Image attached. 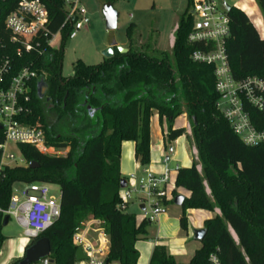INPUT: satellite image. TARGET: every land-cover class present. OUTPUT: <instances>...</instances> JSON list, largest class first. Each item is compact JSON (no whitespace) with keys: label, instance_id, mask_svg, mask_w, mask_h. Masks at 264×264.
Returning <instances> with one entry per match:
<instances>
[{"label":"trees","instance_id":"16d2710c","mask_svg":"<svg viewBox=\"0 0 264 264\" xmlns=\"http://www.w3.org/2000/svg\"><path fill=\"white\" fill-rule=\"evenodd\" d=\"M18 1L5 0L4 14ZM42 1L48 10L50 32L61 31L62 41L18 58V67L29 66L37 73L32 82L31 112L25 121L40 127L49 145L69 150L51 156L20 144L27 162L38 166L6 168L0 178V208L8 207L16 182L58 185L60 217L37 238L50 241L47 258L51 264H74L73 233L89 217L105 222L111 237L110 264H137L135 244L147 237L150 222L143 219L138 223L135 214L119 208L124 179L121 146L124 141H134L137 162L148 165L150 120L158 113L160 120L166 118L169 123L166 142L186 135L198 152V160L190 167L177 169L176 186L190 192L182 205L181 228L188 229V209H218L220 213L205 221L202 246L188 263L178 262L159 244L149 264H211L212 254H217L221 264H264V143L249 146L235 134L216 106L219 95L214 67L191 59L193 51L202 49L201 44L188 42L193 0H187L188 8L179 17L171 50L160 51L154 43L138 45L133 37L136 25L131 24L127 53L115 50L113 58L95 65L78 60L69 77L62 75L64 45L71 30L65 23L66 0ZM256 1L264 17V0ZM228 15L227 54L233 77L264 79V38L243 10L232 6ZM41 49L46 53L41 55ZM41 78L48 84L44 99L37 95ZM88 107L96 111L92 114ZM245 108L253 124L264 129V114L249 105ZM51 113L55 119H50ZM183 113L190 120V134L183 127L173 128V121ZM6 217L0 212V254L7 240L3 230L10 218L5 224Z\"/></svg>","mask_w":264,"mask_h":264},{"label":"built area","instance_id":"2783aa9c","mask_svg":"<svg viewBox=\"0 0 264 264\" xmlns=\"http://www.w3.org/2000/svg\"><path fill=\"white\" fill-rule=\"evenodd\" d=\"M4 4L5 0H0V178L7 167L29 165L20 144L31 145L44 155L56 156L44 131L25 121L31 112L32 82L37 73L29 66L18 67V58L44 45L54 47L62 39L61 31L50 32L49 14L42 0H19L7 14H4ZM66 4L65 23L71 25L68 37L75 38L89 24L88 12L81 0H66ZM190 13L192 28L188 42L202 45V49L193 51L191 59L214 67L215 89L219 95L217 108L246 145L263 144L264 129L253 124L245 106L264 114V79L233 77L227 54V40L231 35L228 10L216 0H193ZM39 53L45 54L46 50L41 49ZM169 183L167 167L160 173L144 169L141 174H133L120 190L119 208L126 211L131 197L137 194L140 202L150 208L145 210L144 219L154 222L165 210ZM0 212L9 218L13 216L23 228L24 253V247L60 217V197L52 195L49 183H25L21 191L12 193L8 207L0 208ZM73 243L84 256L81 260L75 259L74 264H110L111 237L104 220L97 217L82 220L73 233ZM39 262L51 264L48 258ZM210 262L221 264L217 254L210 256Z\"/></svg>","mask_w":264,"mask_h":264},{"label":"crops","instance_id":"0c3cea01","mask_svg":"<svg viewBox=\"0 0 264 264\" xmlns=\"http://www.w3.org/2000/svg\"><path fill=\"white\" fill-rule=\"evenodd\" d=\"M225 4V3H223ZM228 4V3H227ZM234 6L239 9H243L249 16L250 20L258 30L260 36L264 38V17L260 10V7L256 0H242V3H235ZM178 22L172 30L171 42L168 47H156L160 51H169L174 45L175 36L174 33L177 29ZM261 32H260V30ZM118 44L127 48L129 47V41L121 42ZM107 47V42L104 43L103 49ZM105 59V58H104ZM183 127L186 129L187 134L191 133L190 120L186 113L179 115L173 121V128ZM151 128V151H150V163L142 167L135 158V142L124 141L121 146V160L120 171L124 179H129L133 174H141L144 169H150L154 172H162L165 167L170 170V183L169 194L166 199L164 211L158 215V218L154 222H150L148 226V234L146 238L140 239L136 242L135 247L139 252V258L137 264H149L153 249L156 245H165L168 252L178 261L182 263H188L194 256L195 252L201 248L202 243L194 239L193 231L195 229L204 228V223L207 219L214 217L217 213H220L218 209L215 211H209L205 209H188L186 211L188 217V229L183 230L180 225V217L183 213L182 206L174 203V198L178 195H182L184 198L190 196V192L182 187H177L175 184L177 169L181 167H190L197 158L188 156L184 150L190 148L186 135L178 137L173 142H166V136L169 132V123L166 118L160 120L158 113H154L150 120ZM182 154L184 155H180ZM197 153V152H196ZM176 162L174 168L169 163L171 159ZM180 161V163H179ZM201 171V166H198ZM174 177H171V176ZM176 186V187H175ZM139 199V198H138ZM133 202H129L126 211L136 215L137 222H141L145 216V210L150 208L138 201L136 205L143 212L133 211L129 208ZM144 206V208H142ZM154 223V224H153ZM7 241V240H6ZM5 241V242H6ZM4 242V243H5ZM23 245H18L14 250L17 254L9 256L7 261L0 264H10L14 260H19L23 254L20 248ZM2 253V250H1ZM1 255V254H0ZM41 263V262H40ZM42 264V263H41Z\"/></svg>","mask_w":264,"mask_h":264},{"label":"rangeland","instance_id":"374dc122","mask_svg":"<svg viewBox=\"0 0 264 264\" xmlns=\"http://www.w3.org/2000/svg\"><path fill=\"white\" fill-rule=\"evenodd\" d=\"M219 4L228 3L234 5L240 4L242 0H216ZM106 0H81L88 12L89 24L79 31L77 37L67 38L64 45L62 75L65 77L73 76L74 64L78 60H82L88 65L100 64L104 61L102 47L107 42L110 32L106 29L105 19L103 15V7ZM114 8L118 11L117 28L112 31L118 41H129L127 36V28L131 24H135L133 37L140 46L145 44H155L156 47H168L171 42L172 30L179 21V17L188 8L187 0H115ZM260 30V29H259ZM261 32V30H260ZM60 42L56 45H60ZM135 42V43H136ZM54 46V47H56ZM50 119H55V114L49 115ZM190 148L184 150L188 156H193L198 160V152L191 141ZM66 147H52L51 151L56 156L65 155L68 152ZM14 152L18 155V150ZM197 152V153H196ZM181 156L184 155L180 154ZM166 163L174 168L176 162L172 158ZM180 163V161H179ZM171 177H174L173 175ZM25 186L24 182H16L13 185V192L21 191ZM52 195L60 197V187L50 184ZM176 187V186H175ZM138 196L134 194L130 202H133L129 210L133 212H143L137 207ZM154 224V223H153ZM4 235L7 241L2 246L0 255V263L7 261L10 255L17 254L14 249L23 242V228L17 223L15 218L10 217L9 223L4 227ZM23 254L21 255V257ZM15 261V260H14ZM33 264H41L36 262ZM117 264V263H111Z\"/></svg>","mask_w":264,"mask_h":264},{"label":"water","instance_id":"95a60500","mask_svg":"<svg viewBox=\"0 0 264 264\" xmlns=\"http://www.w3.org/2000/svg\"><path fill=\"white\" fill-rule=\"evenodd\" d=\"M227 10L231 9V5L225 3L224 4ZM103 15L105 19L106 29L110 32V35L107 39V47L102 51V55L105 59L113 58L115 55V50H118L121 54H125L128 52V49L119 45L117 39L112 34L116 28L118 23V11L114 8V4L112 2H106L103 7ZM48 90V84L46 81L41 78L37 84V95L40 99H44L46 97V93ZM88 110H91L93 114L96 109H92L88 107ZM38 166L37 162H30L29 167L35 168ZM126 186V179L121 181V188ZM184 197L182 195H178L174 198V203L176 205L182 206L184 202ZM144 208V206L142 207ZM9 217L5 218V224L8 223ZM194 239L197 241H202L207 233L206 228L195 229L193 231ZM235 237V236H234ZM51 253V245L50 241L47 238H39L34 241L32 244H28L24 247L23 256L20 258L18 264H33L39 262L41 259L47 258ZM82 250L78 248L75 252V259L81 260L83 259Z\"/></svg>","mask_w":264,"mask_h":264},{"label":"bare ground","instance_id":"6f19581e","mask_svg":"<svg viewBox=\"0 0 264 264\" xmlns=\"http://www.w3.org/2000/svg\"><path fill=\"white\" fill-rule=\"evenodd\" d=\"M26 241L25 240H23V242H22V245L25 243ZM21 250H22V246H21V248H20V252H21Z\"/></svg>","mask_w":264,"mask_h":264}]
</instances>
